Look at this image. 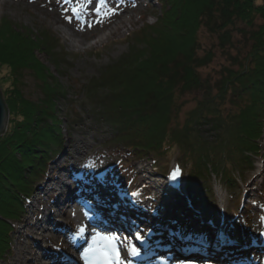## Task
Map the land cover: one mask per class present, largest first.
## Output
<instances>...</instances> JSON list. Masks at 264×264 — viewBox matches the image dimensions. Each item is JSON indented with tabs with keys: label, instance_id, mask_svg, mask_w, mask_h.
<instances>
[{
	"label": "trees",
	"instance_id": "1",
	"mask_svg": "<svg viewBox=\"0 0 264 264\" xmlns=\"http://www.w3.org/2000/svg\"><path fill=\"white\" fill-rule=\"evenodd\" d=\"M257 1L161 0L163 10L156 23L141 27L129 52L89 80L83 90L92 115L110 127L114 149L126 150L134 160L155 155L158 164L178 154L188 193H196L190 210H204V216L210 203L199 183L207 182L209 169L229 187L238 182L232 167L239 161L240 171H252L251 157L261 154L264 2ZM0 28L7 33L0 36V65L11 69L14 95L9 101L3 97L9 128L0 137L1 262L12 252L14 223L27 214V200L47 176L53 156L65 149L64 140L49 130L59 131V109L66 107L65 119H74L68 90L40 59L47 56L58 73L65 70V54L53 52L58 49L57 38L45 30L37 36L17 30L7 20ZM201 30L216 36L226 55L233 57L214 83L201 73L215 56L213 50L201 54ZM235 36L247 45L234 43ZM231 47L238 51L235 56L229 53ZM26 74L36 79L38 99L25 94ZM188 94L196 95V106L180 125L187 104L182 99ZM225 146L233 152L223 151ZM240 232L232 224L231 233Z\"/></svg>",
	"mask_w": 264,
	"mask_h": 264
},
{
	"label": "rangeland",
	"instance_id": "2",
	"mask_svg": "<svg viewBox=\"0 0 264 264\" xmlns=\"http://www.w3.org/2000/svg\"><path fill=\"white\" fill-rule=\"evenodd\" d=\"M3 1L4 0H0V2ZM5 1V5H0V27L3 21L7 20L11 22L17 30L26 32L31 31L36 36L40 35L38 31L41 32V30H45L57 38L58 49H55L53 52H56V54H65V56L62 57V61L66 65L65 70L58 73L55 67L50 64V60L47 56L40 55V59L45 63V66L50 68L51 71H54L56 77L64 85V88L68 90V100H70L69 103L73 106V113L71 114H73L74 121L65 119L68 117V110L66 111V107L59 109L62 119L60 123H58L59 131L53 129L49 130L53 135L57 134L56 138H59L61 141L64 140L65 149L61 153L59 151V154L53 156L55 158L48 167L47 176L45 175V178L43 177L40 179L33 192V199L26 204L27 214L20 217L19 221L14 223L15 233L12 239V252L6 260L1 261L0 264H15L20 248L28 247L29 250L35 249L37 251V244L41 245L42 249H57L64 255H70L76 258V260H79L78 253L75 251L71 252L72 247L69 244V234L77 235L76 233H79L78 226L83 225L74 223V228L70 231L67 230L66 238L68 241L65 243L50 241V237L55 233L53 226H46V228H48L45 233L46 235L41 240H37L29 231L25 232L24 228L26 225L34 226L39 220H44L45 216L49 214V210L51 213H55V210H58L54 207V201L58 196L57 192L65 190V182L66 186L69 185L66 196L74 197L76 194L88 195L89 193L87 190H85L86 192L84 191L85 193L78 192L75 194H73V192L70 193V191L74 188H76V190H82V187H85L87 185L86 183L90 181L89 178H86L90 176L84 177L83 173L86 174V169L92 170L93 172V168L97 170L96 173L93 174L95 177L102 173H107L114 182L118 181L121 187L119 185L117 186L127 200L133 193H137L138 191L142 192L140 196H144L143 194H145L146 198L149 196L156 197L155 201L153 200L151 204L148 203V207L140 205L135 201L134 204H128L131 208L132 215L134 214L135 217L133 216L134 218H130L132 219V221H130L132 223H129L130 226L126 229V234L120 236L126 239L129 246L132 245L130 250L133 244L141 238L150 242L156 240L157 243L159 241L158 239H161L164 248L170 247L178 251L184 247L186 242H191L192 244L210 242V239L205 240L202 237L200 239V234L212 236L210 243L215 244V237L216 235L218 237V232H220V230L216 229V224H219L221 225V231L225 238L229 239L241 250L250 253L248 261L253 260L254 262H258L256 264H262L264 262V247L262 251H258V248L262 247L264 240V176L257 177L256 172L260 165L264 166V134L259 147L261 149V154L257 158L254 156L251 157V159L254 160V170L250 171L245 169L244 171H240L242 170V164L239 161L238 164H235L233 167L231 166L233 173H235L238 179L237 183H230V186L227 187L226 183L218 177V173L214 172L212 167L209 169L207 182H200L199 186H201V188H197L203 190V193H205V197H207L210 203V208L208 212L205 213V218L200 215H195V219H191L190 216L186 218L182 215V212L177 209V206H179L189 211L190 206L188 200L193 202L192 198L196 197L194 191L188 193V185L185 182L186 176L183 175L184 180L180 182L177 192H168L171 189L169 173L179 170V166L176 163L178 162V154L174 155L172 153L173 155L170 156L167 161L164 160L159 164L155 155L135 160L128 158V156L126 159L123 158L121 155L126 154L127 151L124 149H122V151H116L117 149L112 147L110 127L97 120L92 115L91 110H93V108L90 104L88 105V102H84L83 90L88 81L98 77L104 68L113 64L129 52V48L134 40V35L141 27L156 23L157 17L162 14L163 10L161 0H145L141 4H137L135 0H98L97 2L95 0L90 2L89 0L87 2L82 1L80 8L76 5L75 7L70 6L67 10L62 7L54 6L53 1L55 0ZM263 2L264 0L257 1L258 4H262ZM73 9H76L79 14L73 15ZM126 11L129 12L126 15L130 16L131 20L126 22L125 27L115 34L107 38L105 37L104 41H100V38L105 36ZM67 15L76 19L81 26L72 29L69 20L66 19ZM143 16H146V20L144 21L142 20ZM7 29L10 31L8 27ZM65 30L74 32L73 34H75L76 37L72 39L68 38L65 36ZM2 35L6 36L7 33L0 28V36ZM73 40H76V42H73ZM199 41L203 48L201 54H204L205 50H213L215 53L214 58L210 60L211 63L201 69V73L205 77L210 78L211 82L214 83L221 77L222 68L231 65L233 57L230 58L226 55L221 46H219L220 43L217 37L211 36L205 32V30L200 31ZM235 41L236 43L240 42V45L244 47L247 45L245 39H240L237 36H235L234 43ZM51 50L53 49L51 48ZM229 53L235 56L238 51L235 47H231ZM23 81L25 83L24 90L27 97L38 99L39 91L35 85L36 79L26 74ZM12 86L11 69L8 66L0 65V89L3 97L8 101L14 98L11 91ZM195 98V94H188L183 97L182 100L187 102V104L179 116L178 123L180 125L185 123L189 112L195 108ZM228 107L230 106L228 105ZM83 142L86 145H81L83 149L78 153V150L75 149V145L73 144ZM196 149L197 151H195V154H198L199 150L198 148ZM224 150L228 152L232 151L227 146L223 147V151ZM175 151L177 152L178 150ZM82 153H85L84 156ZM73 163L76 166H72ZM102 166L104 167L102 168ZM205 176H207L206 172ZM155 180H157L156 184L160 182L161 187L153 190L148 189L147 185L149 186V184L151 182L153 183ZM44 189L52 190V192L46 196L45 192H43ZM219 189L224 191L225 205L223 206L220 204L218 196ZM174 190H176V188ZM186 194L191 199H186ZM165 206H168V209L160 213ZM144 209H147L148 212ZM141 210L146 213V217L149 219L154 218V222L155 218L156 220H161L155 222L160 224V226H155L156 230L152 235H150L147 226H144L145 224L142 225L138 220L137 213L141 212ZM203 211L204 210L201 212L204 213ZM80 213L83 214V217L85 216L84 214L88 215V211L85 212L80 206L74 205L73 209H70L69 212L63 213L61 210L57 211L56 218L60 224L68 225V222H70L75 215ZM173 219L177 220V225L172 223ZM232 224L243 227V239L236 240L228 234V229L226 230L225 226H231ZM180 226H188L190 230L189 233L192 235L189 238H184L185 240L183 242H176L175 239L177 237L179 238V231H184ZM210 227L215 229L210 230ZM36 231L39 234L41 233L38 229ZM250 234L254 235V243L251 247H246V238H249ZM194 235L197 237L196 239H198V241H195ZM246 248H251V250ZM231 249L235 250L234 246H232ZM219 250V247H216L214 250L216 256H218ZM221 252L223 253L224 250L222 249ZM211 254H213V252H211ZM21 257L23 258L24 254ZM94 259L95 257L93 256L91 258V264H94ZM248 261H245V263ZM44 263L51 264V260L47 257Z\"/></svg>",
	"mask_w": 264,
	"mask_h": 264
},
{
	"label": "bare ground",
	"instance_id": "3",
	"mask_svg": "<svg viewBox=\"0 0 264 264\" xmlns=\"http://www.w3.org/2000/svg\"><path fill=\"white\" fill-rule=\"evenodd\" d=\"M82 1L87 2L89 0H55L53 1V5L56 7H62L63 9L67 10L69 9L70 6L75 7L76 5H78L80 8ZM91 1L92 0H90V2ZM95 1L97 2L98 0H95ZM135 1L137 2V4H141L145 0H135ZM5 3L6 1L4 0L3 2H0V5H5ZM128 13L129 12L126 11L122 15L120 20H118V22L113 27L110 28V30L105 34V36H102V38H100V41H104L105 37L107 38L110 35L118 32L120 29H123L125 27L126 22H129L131 20V17L126 15ZM68 16L70 15H67V17ZM69 24H71L72 29L74 27L81 26V24L72 17H71V22H69ZM64 33H65V36H67L68 38L72 39L76 37L75 34H73L74 32H68L65 30ZM73 42H76V40H73ZM8 128H9V118H8V124H7L5 133H7ZM73 145H75L74 147L75 149L78 150L77 152L79 153V151H82L83 149L82 146L86 144L83 142V143H76ZM85 153H82L83 156ZM74 165L75 164L73 163L72 166ZM103 167L104 166H102V168ZM263 168L264 166H261V165L259 166V169L256 172L257 177L264 176ZM94 179L96 180L95 183H90L89 185L87 184V192L89 193L88 194L89 197L92 198L95 203L93 204V202L86 199L84 201V207L91 208L93 206L95 207L96 205V207H98L97 210L99 211L100 216L102 218L107 219L110 225H114L119 228H128L130 226L128 223V218L132 212L128 204H132V203L134 204V201H135L139 203L140 205L148 207V203L151 204L152 201L153 200L155 201L156 199V197L149 196L148 198L144 200L145 197L140 196L142 195V192L138 191L137 193H133L131 197L128 198L127 200V198H124L123 196L124 194L122 195L121 190L117 186L119 185V182L115 181L116 182L115 183L109 174L102 173L101 175H98L91 180H94ZM156 181L157 180L154 181L155 183L151 182L149 186L147 185L148 189L153 190V189H158V187H161L160 182L156 184ZM119 186L121 187V185ZM170 188L171 189L168 191L169 193H173V191L177 192V189H178L177 184H174V186L170 185ZM175 188L176 190H174ZM64 189L65 190L62 192H57L58 196L56 200L54 201V204H55L54 207L58 209L57 211L61 210L63 213L69 212L70 209H73L74 204H76V202L79 201L77 198L78 196H75V197L66 196V193L69 190V185L66 186V182L64 185ZM43 192H45V195L48 196L52 192V190L44 189ZM218 196L220 199V204L222 206L225 205L224 191L219 189ZM168 206L163 207L160 213L163 210H167ZM177 207H178L177 209L180 210V212H182V215H184L186 218L190 216L191 219H195L193 217L195 216V213L192 209L191 210L188 209L189 211H187L186 209L180 208L179 206ZM144 210H147V209H144ZM57 211L55 210V213L54 212L51 213L49 210V214L45 216L44 220H41V221L39 220V222H37V224H35L34 226L26 225L24 228V231L25 232L29 231L32 235H34L37 238V240L39 239L41 240L46 235L45 233L48 229L46 228V226H53L55 233L54 235H52V237H50L51 238L50 241H54V242L59 241V243L61 242L65 243L68 241V239L66 238L67 230L69 231L72 230V228H74V223L83 225L81 228H83V232H85L86 234H84L82 231L81 233L79 231V233H76L77 235H74L73 237L71 234H69V237H70L69 244L72 247L71 252L73 251L77 252L79 256V260H76V258L70 255H64L62 252H60L57 249H49V248L42 249L41 245L37 244L36 249L38 252L35 249L29 250L28 247L20 248L18 250V258L15 264H45L44 261H45V258L47 257L51 260V264H89V263L91 264L90 258L93 257L94 250L98 246V243L95 240V236H94L96 234L95 229L91 228L93 227L94 222H92L90 218L87 217L86 214H84L85 215L84 216L85 218H84L83 214L80 213V214L75 215V217H73L72 220L68 222V225H64L62 223L60 224V222H58V219L56 218ZM200 216L205 217L202 212ZM137 217H138L139 222L142 225L145 224L144 226H147V228L149 229L150 235H152V233H154V231L156 230L155 226H160V224H157L155 222H159L161 220H156L155 218V222H154V218L149 219L148 217H146V213L142 212V210L141 212H138ZM98 223H100V221H98ZM216 227H217L216 229L220 230V232H218V237L216 235L217 237V238L215 237L216 240L214 239L215 244L210 243L212 240V236H211L210 242H199L198 244H192L191 242L190 243L186 242L185 247L181 251H175V249L171 250L170 248H167L166 250H168V252H165L164 247H163L164 245L161 243L162 242L161 239H158L159 240L158 243L156 240H152V242H145L142 244L136 243L134 248L138 249L139 252H142L143 255L148 254L147 255L148 260L147 262L143 264H148L152 262L155 263L154 260L161 258V257L164 259L165 264H172V263L184 264V261H188V260L191 261L196 258H201V262L204 263L205 261H207V258L209 257H211L212 259L215 258L213 254H211L210 252L214 251L216 247L217 248L219 247L220 249H223L225 251V256L223 257L224 259H227L229 261L232 259L248 261V257L250 253L248 251L241 250L235 244H233L229 239L225 238V236L223 235L221 231L222 229L221 225L216 224ZM37 229L41 231L40 234L36 231ZM214 229L215 228L210 227V230H214ZM232 246H234L235 250L231 249ZM259 250H261V247L258 248V251ZM23 254H24V257L22 258L21 256ZM171 259H176V260L175 262H173V260ZM256 263L258 262L249 260L246 264H256ZM206 264H212V262H207ZM262 264H264V262Z\"/></svg>",
	"mask_w": 264,
	"mask_h": 264
},
{
	"label": "water",
	"instance_id": "4",
	"mask_svg": "<svg viewBox=\"0 0 264 264\" xmlns=\"http://www.w3.org/2000/svg\"><path fill=\"white\" fill-rule=\"evenodd\" d=\"M9 112L0 89V136L5 134L8 124Z\"/></svg>",
	"mask_w": 264,
	"mask_h": 264
},
{
	"label": "snow or ice",
	"instance_id": "5",
	"mask_svg": "<svg viewBox=\"0 0 264 264\" xmlns=\"http://www.w3.org/2000/svg\"><path fill=\"white\" fill-rule=\"evenodd\" d=\"M72 12H73V15H78L79 14L76 9H73ZM66 19H68L69 22H71V17L70 16L66 17ZM178 171L179 170H177V173H178ZM177 173H174L173 174V178H175V176H176ZM107 239L112 240V239H114V237H110V238H107ZM113 251H115V249H113ZM133 254H135V249H133ZM117 264H118V262H117Z\"/></svg>",
	"mask_w": 264,
	"mask_h": 264
}]
</instances>
